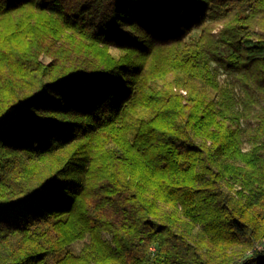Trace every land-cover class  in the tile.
Wrapping results in <instances>:
<instances>
[{
    "label": "trees",
    "instance_id": "trees-1",
    "mask_svg": "<svg viewBox=\"0 0 264 264\" xmlns=\"http://www.w3.org/2000/svg\"><path fill=\"white\" fill-rule=\"evenodd\" d=\"M262 244L264 0H0V264Z\"/></svg>",
    "mask_w": 264,
    "mask_h": 264
},
{
    "label": "rangeland",
    "instance_id": "rangeland-1",
    "mask_svg": "<svg viewBox=\"0 0 264 264\" xmlns=\"http://www.w3.org/2000/svg\"><path fill=\"white\" fill-rule=\"evenodd\" d=\"M198 32L194 31L192 35L195 37L198 35ZM110 51L114 56L119 55V52L116 49L111 48ZM41 61H43L44 63H48L49 59L42 57ZM218 79H219V82L221 85H225L227 82L231 81L228 77H226V75L224 73H221ZM183 93H185V92H183ZM81 245H82L81 242H77V243L73 244L71 248L75 251H78L80 249ZM263 247H264V244L259 246L260 249H262Z\"/></svg>",
    "mask_w": 264,
    "mask_h": 264
}]
</instances>
